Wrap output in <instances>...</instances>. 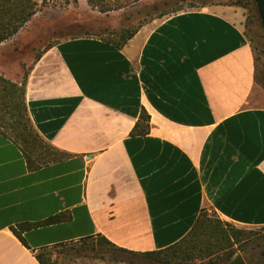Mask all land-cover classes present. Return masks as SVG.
Wrapping results in <instances>:
<instances>
[{
  "label": "crops",
  "instance_id": "1",
  "mask_svg": "<svg viewBox=\"0 0 264 264\" xmlns=\"http://www.w3.org/2000/svg\"><path fill=\"white\" fill-rule=\"evenodd\" d=\"M255 75L243 16L227 6L156 19L121 48L83 36L43 49L28 67V113L64 157L32 170L0 132V264H40L37 251L98 235L132 252L162 250L203 210L264 227ZM143 109L151 130L133 136ZM26 224L27 245L13 231Z\"/></svg>",
  "mask_w": 264,
  "mask_h": 264
},
{
  "label": "trees",
  "instance_id": "2",
  "mask_svg": "<svg viewBox=\"0 0 264 264\" xmlns=\"http://www.w3.org/2000/svg\"><path fill=\"white\" fill-rule=\"evenodd\" d=\"M46 1L43 0V4ZM130 1L133 4L140 2V0ZM213 5L239 7L248 11L245 35L255 56V81L264 89V76L259 75L257 64L259 58L256 57V51L261 46L255 44V39L251 36L252 27L259 25L258 14L252 0H220L219 2L216 0H162L148 6L146 15L155 16H152L151 20L144 24L141 23L135 30H123L117 35L119 36L118 40H103L121 48L135 36L142 26L155 18H163L178 12ZM38 7L39 2L37 0H0V45L18 34L37 14ZM103 11L107 12L108 9H103ZM83 36L92 37L86 33V35L70 38ZM27 78L28 72L25 73L20 83L0 75V132L20 146L28 161L29 168L34 170L48 163L61 160L64 154L44 141L29 117L26 99ZM150 130V115L143 109L131 134L143 136L149 134ZM214 215L211 216L207 210H203L194 227L183 239L158 251H128L117 247L104 236L98 235L75 242L80 243L79 247L74 246L75 243L61 244L56 247L41 249L35 255L40 264H61V262L62 264H86V262L95 264L98 261L101 264L106 261L117 264L126 261L124 258H118L117 255L119 254L126 255L132 264L139 258L156 264H226L232 260L235 254L241 252L248 264H254L257 257L251 256L247 248L252 246L256 239L249 237L247 230L236 229L233 224L222 220L217 214ZM57 221L56 218H53L47 223ZM19 228V231L17 229L13 231L27 245L22 233L28 231L31 225H21ZM69 245L72 246L68 249ZM54 248H63V250L57 252L58 255L56 256L53 253Z\"/></svg>",
  "mask_w": 264,
  "mask_h": 264
},
{
  "label": "rangeland",
  "instance_id": "3",
  "mask_svg": "<svg viewBox=\"0 0 264 264\" xmlns=\"http://www.w3.org/2000/svg\"><path fill=\"white\" fill-rule=\"evenodd\" d=\"M37 1L39 2L37 14L18 34L10 39L11 41L0 47V75L12 81L17 78L16 72L19 73L18 78L22 81L31 63L43 49L54 43L73 36L86 35V33L96 38L118 40L119 36L117 35L123 30H135L141 23L144 24L146 21L151 20L153 15H146L148 6L162 0H140L135 4L131 3L130 0H47L45 4H43V0ZM216 1L219 2L220 0ZM254 7L256 10L255 4ZM106 8L108 11L104 12L103 9ZM232 8L239 11L243 16V26L246 32L248 11L239 7ZM156 19L159 18L152 21ZM258 20L259 25L252 27L251 36L255 39V44L261 46L256 51V57L259 58L257 63L259 75L264 76V29L259 17ZM207 211L211 216H215L214 212ZM233 226L236 229L247 230L249 237L256 239V242L248 247L247 251L250 252L251 256L257 257L254 264H264V257L262 256L264 251V227ZM73 245L79 247L80 243ZM71 246L69 245L68 249ZM60 250H63V248H54L53 253L57 256V252H60ZM238 253L242 254L241 252ZM117 257L126 260L117 264H128L129 258L126 255L119 254ZM139 262V259L135 260V264ZM87 263L90 264V262ZM95 264H101V262L98 261ZM104 264L112 263L106 261Z\"/></svg>",
  "mask_w": 264,
  "mask_h": 264
},
{
  "label": "water",
  "instance_id": "4",
  "mask_svg": "<svg viewBox=\"0 0 264 264\" xmlns=\"http://www.w3.org/2000/svg\"><path fill=\"white\" fill-rule=\"evenodd\" d=\"M256 6L257 14L260 19L262 28L264 29V0H252ZM264 257V251L262 252ZM226 264H248L244 256L240 253L235 254V256Z\"/></svg>",
  "mask_w": 264,
  "mask_h": 264
}]
</instances>
